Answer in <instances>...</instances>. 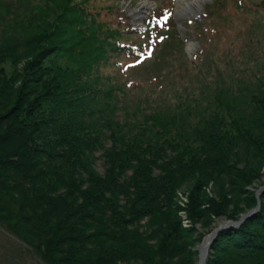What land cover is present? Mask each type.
Listing matches in <instances>:
<instances>
[{"label": "trees", "instance_id": "1", "mask_svg": "<svg viewBox=\"0 0 264 264\" xmlns=\"http://www.w3.org/2000/svg\"><path fill=\"white\" fill-rule=\"evenodd\" d=\"M155 1L142 31L114 3L105 19L87 0H0V125L16 126L0 134V219L64 264H195L178 191L264 165V0H211L184 24L193 59ZM28 44L32 86H17L5 69ZM206 264H264V200Z\"/></svg>", "mask_w": 264, "mask_h": 264}, {"label": "rangeland", "instance_id": "2", "mask_svg": "<svg viewBox=\"0 0 264 264\" xmlns=\"http://www.w3.org/2000/svg\"><path fill=\"white\" fill-rule=\"evenodd\" d=\"M162 1L163 7L161 8L162 12L160 18H163L166 14H170L168 15L166 24L176 23V26L181 31V35H184V39H186L185 52L187 57L191 59V51H188L189 43H194L195 53L199 50V43L193 35H187L186 32L191 29H188L184 24L189 20L200 19L202 12L205 11L206 5L211 0H199L193 2L190 9H187L182 13H178L177 11L178 0ZM156 2L157 1L155 0H139L138 2L135 0H121L119 2H113V0H87V3L92 5L93 11H103L105 13L103 15L105 19L111 18H109L106 13L108 11L107 8H109L110 5L114 3L113 5L123 6L133 17V25L137 28L143 27L144 29L146 28L145 26H147L146 19L157 7ZM19 30L21 29H16L15 31L18 32ZM158 41L159 40L155 38L152 43L158 45ZM6 42L7 41H5V43ZM34 46L35 44H28L27 47L21 49L23 59L17 67H14L13 65L8 66L5 69L7 74H11L14 68H17L21 77L17 80V86L23 85V87H25L28 82V86H32V83H30V78L32 77L27 74L26 67L29 62L35 60L36 54L34 53L36 52L33 51L36 48H34ZM149 51V53H151L152 47H149ZM111 69L112 68L106 67L105 72L113 73L110 72L112 71ZM2 71L3 70H0V72ZM137 73H139L141 78H147L149 75H152V72H149L150 74H148V72L142 67L137 68ZM119 77L121 78L120 75ZM25 90L26 89H24V91ZM13 125L12 121L11 124L8 121L3 123V125H0V134H2V132H7L8 128L9 130H12V127L16 129V126ZM243 166L245 165L242 164V168H244ZM97 167L100 171H103L102 160L98 161ZM224 180H222L221 183L210 181L201 191L198 192H195L197 191L195 186L196 183L191 181L186 183L178 191L176 202L178 206L181 207L179 215L182 218L183 227L191 229V231L193 230L192 232H189V235L191 236L193 243L191 244L190 249L195 253L197 259L195 264H199L200 251L206 242V238L210 234L224 223L239 221L243 215L254 209H258L257 211H259L264 200V165H262L261 170L257 172L256 178L249 184L234 185L228 180ZM202 200L205 202L203 207L209 208L208 210L198 208L197 204ZM6 205L10 207V203H6ZM189 209L191 212H189ZM198 213L203 215L199 221H197ZM11 224V221L0 219V264H64L61 260H54V258L58 259L59 256L50 249L51 247H49V245H41V241H37L34 236H22L14 226H11Z\"/></svg>", "mask_w": 264, "mask_h": 264}, {"label": "water", "instance_id": "3", "mask_svg": "<svg viewBox=\"0 0 264 264\" xmlns=\"http://www.w3.org/2000/svg\"><path fill=\"white\" fill-rule=\"evenodd\" d=\"M189 44H193L192 45V50L194 51V43L190 42ZM188 51L190 52V49L188 47ZM192 51V52H193ZM264 190V188H263ZM262 190V191H263ZM258 209H254L252 210L251 212L245 214L242 216V218L239 220V221H235V222H227V223H224L223 225H221L220 227H218L212 234H210L207 238H206V241H207V245L204 246L201 251H200V254H199V264L201 263V258L203 255L206 256V254H208L209 250L211 249V246H212V243L213 241L215 240V238L217 237L218 233L220 230H222L223 228L225 227H232V226H237L239 224H241L247 217L251 216L252 214H254L255 212H257ZM204 260H206V258H204ZM204 264V263H203ZM206 264V263H205Z\"/></svg>", "mask_w": 264, "mask_h": 264}, {"label": "bare ground", "instance_id": "4", "mask_svg": "<svg viewBox=\"0 0 264 264\" xmlns=\"http://www.w3.org/2000/svg\"><path fill=\"white\" fill-rule=\"evenodd\" d=\"M196 1H199V0H178V2H177V11H178V13H182L185 10L190 9L192 3L193 2H196ZM192 45L193 44H189V49H190L191 52L193 51L191 49L192 48ZM206 245H207V241L205 242L204 246H206ZM208 256H209V252H208V254H206V256L203 255L202 258H201V263L200 264L207 263ZM204 258H206V260H204Z\"/></svg>", "mask_w": 264, "mask_h": 264}, {"label": "snow or ice", "instance_id": "5", "mask_svg": "<svg viewBox=\"0 0 264 264\" xmlns=\"http://www.w3.org/2000/svg\"><path fill=\"white\" fill-rule=\"evenodd\" d=\"M168 15H170V14H166L162 19H163V21H167V19H168ZM161 26H163V24H161ZM149 54H151V53H149Z\"/></svg>", "mask_w": 264, "mask_h": 264}]
</instances>
